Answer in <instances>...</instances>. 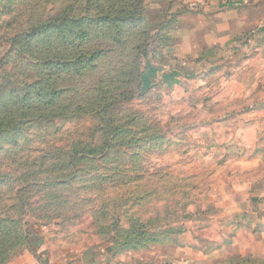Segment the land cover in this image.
I'll return each instance as SVG.
<instances>
[{
	"label": "rangeland",
	"instance_id": "374dc122",
	"mask_svg": "<svg viewBox=\"0 0 264 264\" xmlns=\"http://www.w3.org/2000/svg\"><path fill=\"white\" fill-rule=\"evenodd\" d=\"M0 264H264V0H0Z\"/></svg>",
	"mask_w": 264,
	"mask_h": 264
}]
</instances>
